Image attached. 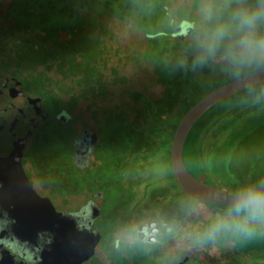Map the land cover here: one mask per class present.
Listing matches in <instances>:
<instances>
[{"label":"flooded vegetation","instance_id":"flooded-vegetation-1","mask_svg":"<svg viewBox=\"0 0 264 264\" xmlns=\"http://www.w3.org/2000/svg\"><path fill=\"white\" fill-rule=\"evenodd\" d=\"M137 1L146 4L103 11L100 0H63L71 22L53 28L30 5L0 0V130L25 178L24 228L11 233L0 210V264H264V251L246 239L259 233L264 243V223L237 230L243 216L189 196L170 164L185 112L264 67V26L255 22L264 0ZM152 62L173 86L192 84L183 114ZM207 112L186 136L182 160L191 175L223 188L210 174L219 155L228 167V118L211 119L187 141Z\"/></svg>","mask_w":264,"mask_h":264},{"label":"water","instance_id":"water-1","mask_svg":"<svg viewBox=\"0 0 264 264\" xmlns=\"http://www.w3.org/2000/svg\"><path fill=\"white\" fill-rule=\"evenodd\" d=\"M264 83V67L251 71L210 91L194 103L182 116L170 149V164L173 175L181 188L189 196L205 203L235 207L250 192H239L210 186L205 176L194 177L185 168L182 160V148L186 136L196 121L213 105L225 98L252 86ZM25 190V178L18 159L9 151L3 129L0 130V210L10 215L13 226L10 232L15 234L24 228L25 217L22 213L21 198ZM29 214H25L26 218ZM32 217V216H31ZM28 218V219H29Z\"/></svg>","mask_w":264,"mask_h":264},{"label":"rangeland","instance_id":"rangeland-1","mask_svg":"<svg viewBox=\"0 0 264 264\" xmlns=\"http://www.w3.org/2000/svg\"><path fill=\"white\" fill-rule=\"evenodd\" d=\"M249 5L252 7L255 6L253 2H250ZM10 16H13V14ZM18 17H20V15H18ZM260 35L261 34L258 33V36ZM261 44H264V41L263 43L261 42ZM257 51L264 52V49L257 46ZM152 65L160 67L158 62H152ZM224 65L227 70L230 69V67H234V62L228 60ZM149 81H143L148 88L152 86ZM208 88L210 89V87ZM130 95L134 96V92L129 94V97ZM140 104L142 106L146 104V99L144 97ZM226 134L229 135V139L226 141L225 146L228 147L229 150L228 158L225 157L224 160L228 163V167H225V171L222 165L223 160L221 155L215 158V164L210 174L211 179H213L215 183H218L214 185H222L225 189L239 192L256 191L264 193V107L242 115L237 121L230 125ZM217 148L214 150V155L222 153V149L220 150V147ZM200 213L208 216V211L203 207H201ZM209 218H211L210 215ZM214 223L217 224L215 221ZM228 229L233 230L231 225H229ZM258 234L259 233L254 236L247 234L246 239H252L257 247V249L252 248L251 250L263 253L264 243L262 242L261 244L263 247H260L261 244L256 242V236H258ZM262 236L264 238V235Z\"/></svg>","mask_w":264,"mask_h":264},{"label":"trees","instance_id":"trees-1","mask_svg":"<svg viewBox=\"0 0 264 264\" xmlns=\"http://www.w3.org/2000/svg\"><path fill=\"white\" fill-rule=\"evenodd\" d=\"M21 3L24 4H28L31 7H33V11L38 12V14H41L45 20H47V22H49L48 24L46 23L47 26H52L54 27H59V28H64L65 26H67L68 22H71V19L67 18V10L65 9V4L63 2V0H20ZM117 2H115V0H100V4L102 6V10L103 11H111L112 8L115 5L118 6H127V5H132V6H142L144 4H146L145 2L142 3L140 1L137 0H132V3H130L131 0H116ZM125 11L122 12H118L117 14L119 16H121L122 18H124L126 16V13H124ZM252 12H255L254 10H252ZM69 17V15H68ZM229 20L233 22V20L231 19L230 15H229ZM235 22V21H234ZM255 22L259 25V26H264V15L261 16L260 14H258L257 19H255ZM61 30L64 29H60L58 30L59 32ZM56 36H53L54 39V43H57L56 41ZM59 52L58 55H60L62 57L63 55V49L60 48L59 46ZM66 59V60H63ZM61 64L64 63L66 65H69V69H75L77 68L76 66H74V62L73 59H67L65 57H63ZM72 60V61H71ZM51 66V65H50ZM60 69V68H59ZM157 71H159L161 73V77L159 78V81H162L163 84H168L171 80L172 77L170 75H168V73H166L167 71H163L160 67L156 68ZM68 70V68H67ZM66 70V71H67ZM120 80H124L126 81V79H120ZM176 80V85L173 86L174 80L172 82H170L171 85L169 86H165L166 90L169 92L171 91L176 98L180 95L181 98V108L177 111L180 114H183L188 107L193 103L190 100L189 97V92L192 86V84H189L188 81L186 79H181V81H179L178 79ZM175 84V83H174ZM174 91H176L174 93ZM183 92V93H182ZM173 95V96H174ZM140 98V94L139 95H135V100H139ZM158 102H161V100ZM264 107V83L255 85L253 87H250L248 89H245L243 91H240L239 93L232 95L231 97H229L225 104L222 107H213L211 108L205 115H204V119L205 122L202 125H197L196 126V130L194 132V134H190L187 138V141L193 142V140L195 139V133H197V131L201 128L204 127L205 124L210 121L211 119H222V118H228L227 123H230V125H232V123L237 120L238 118H240L242 115L255 111L257 109H260ZM167 110V109H166ZM163 110L162 108H160V110H158V112L156 113V115H159V113H161ZM153 113V112H152ZM226 123V124H227ZM225 124V125H226ZM222 126L219 127V129H221ZM191 155L192 153L190 151L184 153V159L186 161H190L191 160ZM225 209L229 210L230 212L234 213V215L236 217L238 216H243L244 217V213H237L235 211V207H225ZM260 223H257L256 225H253V227L257 228L259 227Z\"/></svg>","mask_w":264,"mask_h":264},{"label":"clouds","instance_id":"clouds-1","mask_svg":"<svg viewBox=\"0 0 264 264\" xmlns=\"http://www.w3.org/2000/svg\"><path fill=\"white\" fill-rule=\"evenodd\" d=\"M254 19L255 17L253 16L246 23L251 24ZM260 47L264 49V44H261ZM235 211L238 214L244 213L243 223L235 225L237 230L250 231L251 225L264 223V193L251 191L246 198L236 204Z\"/></svg>","mask_w":264,"mask_h":264}]
</instances>
